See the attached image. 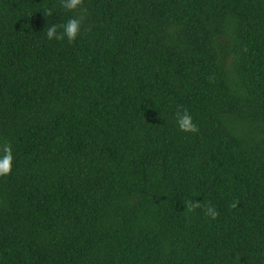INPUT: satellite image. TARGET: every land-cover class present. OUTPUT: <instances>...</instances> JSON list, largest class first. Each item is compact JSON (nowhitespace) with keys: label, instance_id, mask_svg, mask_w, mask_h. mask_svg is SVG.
<instances>
[{"label":"trees","instance_id":"obj_1","mask_svg":"<svg viewBox=\"0 0 264 264\" xmlns=\"http://www.w3.org/2000/svg\"><path fill=\"white\" fill-rule=\"evenodd\" d=\"M5 145L0 264H264V0H0Z\"/></svg>","mask_w":264,"mask_h":264},{"label":"clouds","instance_id":"obj_2","mask_svg":"<svg viewBox=\"0 0 264 264\" xmlns=\"http://www.w3.org/2000/svg\"><path fill=\"white\" fill-rule=\"evenodd\" d=\"M83 0H60L61 5L66 10H74L79 5H81ZM45 15H52V10L48 9L45 12ZM58 28H62V32L57 31ZM81 29V20L77 18H69L66 23L63 25L53 24L47 29V39L48 40H62L67 39L69 43L76 40ZM176 121L179 129L185 132H197L198 128L195 123H193L191 115H189L188 111L185 109L183 111L176 112ZM14 160L13 151L10 145H5L3 149V153L0 154V176L8 175L12 170V162ZM236 205L233 204L232 207ZM200 207L199 202L190 204L189 209ZM206 214L213 219H215L218 215L217 211L214 207L209 206L206 210Z\"/></svg>","mask_w":264,"mask_h":264}]
</instances>
